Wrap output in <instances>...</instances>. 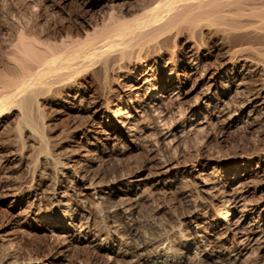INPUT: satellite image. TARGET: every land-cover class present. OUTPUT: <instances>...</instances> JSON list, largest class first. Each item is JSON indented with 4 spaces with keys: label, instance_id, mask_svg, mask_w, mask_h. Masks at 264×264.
Wrapping results in <instances>:
<instances>
[{
    "label": "bare ground",
    "instance_id": "obj_1",
    "mask_svg": "<svg viewBox=\"0 0 264 264\" xmlns=\"http://www.w3.org/2000/svg\"><path fill=\"white\" fill-rule=\"evenodd\" d=\"M19 1L0 0V264H264V0ZM218 128L261 147L188 160Z\"/></svg>",
    "mask_w": 264,
    "mask_h": 264
},
{
    "label": "rangeland",
    "instance_id": "obj_2",
    "mask_svg": "<svg viewBox=\"0 0 264 264\" xmlns=\"http://www.w3.org/2000/svg\"><path fill=\"white\" fill-rule=\"evenodd\" d=\"M16 1H19V0H8V4L12 3L10 6L7 5L9 11H11V10H14V12L15 11L16 12L17 11H23V9H24V8H22L23 4L21 3V5H20V3H19L20 1L19 2H16ZM17 3H18V6H17ZM20 8H22V9H20ZM6 9H7V7H6ZM220 130L221 129H219V128L217 130L216 129L215 130L214 129L209 130L207 133H205L206 135L204 134L205 136H204V141H203L202 147H195L194 145H191L188 148L189 153L187 152L186 155L189 154V155H191V157L193 156V158H194L197 154L195 149H199V151L203 152V153L205 152V153H212L213 154V152H214L215 155H219V157H221V158H224V157L225 158H236V157H240L241 155L245 154L243 152L249 151V149L252 147V145H254V143H255L256 147H261L262 142L259 141L258 138L247 133V131H245L244 129H237L235 131H228V132L223 131V130L220 131ZM255 139H257L258 141ZM256 142L258 143V146H257ZM209 151H211V152H209ZM220 153L222 155H220ZM192 154H194V155H192ZM188 156H187V159H188ZM132 160H133L132 162H134V163L136 161L135 165H137V164L139 165L140 162L137 163L138 161H140L139 158H138V161L135 158ZM188 160H190V156H189ZM171 205H172L171 203H169V205L168 204L166 205L167 207L170 208L169 212L167 211L168 214L161 213L159 215L160 217L158 216L161 219L158 218V220H161L162 222L167 223L169 221H173L177 216H179L181 214L182 208H180V206L177 207V206H173V205L171 206ZM144 211H147V212H144ZM145 213H147L146 216H145ZM173 214L174 215L177 214V216L176 215L174 216ZM142 215L145 216V218H143V219L146 220V218L150 215V209L149 208L147 209L145 207V210H143ZM81 251L79 250V252H80L79 254H85L87 256L86 251H82V252ZM79 256H82V255H79ZM113 264H115V263H113ZM249 264H252V263L250 262Z\"/></svg>",
    "mask_w": 264,
    "mask_h": 264
}]
</instances>
